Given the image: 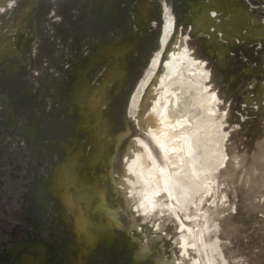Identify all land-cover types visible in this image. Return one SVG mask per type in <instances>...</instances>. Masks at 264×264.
I'll return each instance as SVG.
<instances>
[{
	"label": "rangeland",
	"instance_id": "rangeland-1",
	"mask_svg": "<svg viewBox=\"0 0 264 264\" xmlns=\"http://www.w3.org/2000/svg\"><path fill=\"white\" fill-rule=\"evenodd\" d=\"M137 1L0 0V264L40 251L36 264H264V0H151L155 10L135 26ZM179 40L217 100L209 133L226 165L212 163L202 201L183 207L163 193L145 210L139 192L155 186L140 144L167 162L140 120ZM110 43L124 50L118 59ZM119 65L121 78H107ZM98 88L112 125L104 135L85 99ZM129 150L141 152L147 180L136 174L126 191ZM71 158L78 188L68 206L49 190L67 193L58 167ZM81 215L88 223L78 232ZM18 240L22 248L5 256Z\"/></svg>",
	"mask_w": 264,
	"mask_h": 264
},
{
	"label": "bare ground",
	"instance_id": "bare-ground-1",
	"mask_svg": "<svg viewBox=\"0 0 264 264\" xmlns=\"http://www.w3.org/2000/svg\"><path fill=\"white\" fill-rule=\"evenodd\" d=\"M154 6L150 0H141L135 8L136 24L139 23L140 19L145 18L144 20H146L149 12L155 10ZM225 9L228 10L229 7H225ZM207 21L210 20L207 14H205L202 17L203 29H207V26L210 24ZM170 35L171 32L167 33L164 44H167ZM183 44V40H179L176 43L174 53L170 55L166 63L167 67L165 68H167V72L161 78V81H158L159 88L153 89V93H150V96L153 97L152 109L146 117L140 120V124L144 123L147 126L146 132L148 136L161 148L164 159L167 162V169L162 168L151 147L146 143L140 144L142 153H146L147 159L151 161L149 172L155 186V189L147 195H144V192H139L143 200L142 208L145 210L149 207L154 210L156 208L155 199L163 193L168 194L171 200L174 199L183 207L187 202L190 204L196 200L194 198L196 195L202 197L201 194L206 193V188H208L206 184L210 182V177L213 176V166L225 164L226 158L223 155L222 141H214L209 133V123L214 119L216 113V103H214L216 99L209 95L208 88L206 87L205 80L207 76L203 70V64L191 58ZM159 59L160 57L153 64L154 70L158 68ZM122 75L123 67L120 66L111 70L107 78L120 79ZM99 90L102 92L95 91L85 99L92 111L97 109L98 112L95 115L97 120L100 122L105 121L106 125L101 124L100 127H97V133L104 135L108 131L106 126H109L110 129L112 125L108 118L106 119L103 113L99 111L100 108L107 105L106 99H103L104 96H101L105 94L103 93L105 90L103 88H99ZM82 103L84 104V102ZM115 140L116 138L112 141L119 144L122 139ZM110 143L112 142H105L103 148L109 149ZM208 150L212 151V156L207 155ZM130 153L135 155V160L131 161L128 157L124 159L126 174L124 190L126 191H129V186L137 181L136 174L140 175V180H147L139 168V161L142 159L141 152L134 153L132 150H129L128 154ZM77 167V163L73 158L58 167L67 193L63 195L61 193L56 194V191L52 188L51 191L63 205H70L74 201L69 190L74 187L78 188L75 175ZM129 177L132 179L129 180ZM96 193L101 199L105 196V190L102 188H98ZM202 200L203 197L200 201ZM127 201L130 204L128 197ZM104 206L101 204L102 208ZM168 208L174 210L176 213L174 204L171 203ZM196 208L198 209L199 207L196 205ZM87 223V218L81 215L76 218L75 229L80 232L85 229ZM21 248V245H17L15 249L13 248L10 251L11 255H16ZM42 257L43 253L40 251L39 259L35 260L34 258L23 256L20 262L22 264H26V262L36 264Z\"/></svg>",
	"mask_w": 264,
	"mask_h": 264
},
{
	"label": "flooded vegetation",
	"instance_id": "flooded-vegetation-1",
	"mask_svg": "<svg viewBox=\"0 0 264 264\" xmlns=\"http://www.w3.org/2000/svg\"><path fill=\"white\" fill-rule=\"evenodd\" d=\"M151 1V0H150ZM68 2V1H67ZM139 2H141V0H138L137 1V3L135 4V6H134V4H133V6H131V15H132V17L134 16V25L136 26L137 24H136V22H135V8H136V6H137V4L139 3ZM62 6V5H61ZM90 26V25H89ZM113 45V43H110V44H108V49H109V51H110V54H111V57H112V59H118L119 58V56L121 55L122 56V54L124 53V50L122 49V48H119V47H115V46H112ZM108 76V75H107ZM95 91H98L99 92V88L98 89H96V90H94V91H90L88 94H87V97L88 96H90L93 92H95ZM54 142V141H53ZM64 143H62L61 144V150L64 152V153H66L67 152V149L65 148V147H63V149L66 151H64L63 149H62V145H63ZM67 158V157H66ZM67 161V160H66ZM65 163V162H64ZM52 189H54L55 191H56V194L57 193H59L58 192V189H56L55 187H52ZM49 193L52 195V197L53 198H56L55 197V195H54V193L51 191V189L49 190ZM17 245H21V246H23V243H22V241H16L15 243H13L10 247H8L7 248V250H6V252H5V256L6 255H11V253H10V251L14 248H16V246ZM23 251V250H22ZM21 251V252H22ZM28 255V254H27ZM27 255H24V256H27ZM14 256V255H13ZM30 256V255H29ZM18 257V256H17ZM28 257V256H27ZM30 258V257H29ZM29 262H26V264H28Z\"/></svg>",
	"mask_w": 264,
	"mask_h": 264
}]
</instances>
